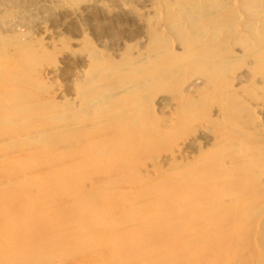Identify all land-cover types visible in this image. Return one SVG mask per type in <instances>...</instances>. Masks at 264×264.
<instances>
[{
  "label": "rangeland",
  "instance_id": "obj_1",
  "mask_svg": "<svg viewBox=\"0 0 264 264\" xmlns=\"http://www.w3.org/2000/svg\"><path fill=\"white\" fill-rule=\"evenodd\" d=\"M263 13L0 0V264H264Z\"/></svg>",
  "mask_w": 264,
  "mask_h": 264
},
{
  "label": "bare ground",
  "instance_id": "obj_2",
  "mask_svg": "<svg viewBox=\"0 0 264 264\" xmlns=\"http://www.w3.org/2000/svg\"><path fill=\"white\" fill-rule=\"evenodd\" d=\"M261 1V0H260ZM195 4H196V2H195ZM197 5V4H196ZM177 8V7H176ZM44 11V10H43ZM187 11V10H186ZM191 11V10H190ZM209 11V10H208ZM188 12H189V10H188ZM41 13V12H40ZM245 13V12H244ZM185 14V13H184ZM188 14V13H187ZM250 14V13H249ZM264 14V13H263ZM242 15H244V14H242ZM252 15V14H251ZM182 16V15H181ZM190 17V16H189ZM252 17V16H251ZM29 19V18H28ZM205 19V18H204ZM189 20V19H188ZM188 20H187V22L186 23H188ZM193 21V20H192ZM191 20H190V22H192ZM198 21V20H197ZM194 22V21H193ZM195 23V22H194ZM250 26H251V24H250ZM232 28V27H231ZM247 28V27H246ZM168 29V28H167ZM19 33V32H18ZM21 33V32H20ZM250 35V34H249ZM214 36V35H213ZM213 38V37H212ZM243 39V38H242ZM212 40V39H211ZM148 53V52H147ZM90 55V54H89ZM207 56V55H206ZM98 57V56H97ZM95 59H96V57H95ZM142 59V58H141ZM90 60V59H89ZM143 60H144V58H143ZM93 61V60H92ZM190 61V60H189ZM144 61H142L141 63H143ZM96 63V62H95ZM94 66V65H93ZM90 68H91V66H90ZM94 68V67H93ZM223 68V67H222ZM104 69V68H103ZM110 69V68H109ZM174 69V68H173ZM85 70V69H84ZM93 70V69H92ZM107 70V69H106ZM112 70V69H111ZM136 72H137V70H136ZM96 73V72H95ZM138 73V72H137ZM72 74V73H71ZM87 74H88V72H87ZM92 74V73H91ZM109 75V74H108ZM95 76V75H94ZM112 76V75H111ZM94 83V82H93ZM135 84V83H134ZM86 85V84H85ZM118 85V84H117ZM142 85H144V84H142V82H139V83H136V85H133L132 86V88L131 89H129V91L131 92V90H132V92H133V89H135V88H139V87H142ZM82 86V85H81ZM113 86H115V85H113ZM152 86V85H151ZM108 87V86H107ZM120 87V86H119ZM104 88V87H103ZM115 89V91H112V92H117V90H116V87L114 88ZM87 90V89H86ZM98 90V89H97ZM99 90H102V89H99ZM104 90V89H103ZM120 90V89H119ZM90 91V90H89ZM88 91V92H89ZM109 91V90H108ZM121 91V90H120ZM122 91H123V89H122ZM83 92V91H82ZM97 92H99V91H97ZM101 92V91H100ZM119 92V91H118ZM83 93H85V92H83ZM92 93V92H91ZM91 93H89V94H91ZM80 94V93H79ZM98 94V93H97ZM109 95H110V93H108ZM107 94V95H108ZM115 94V93H114ZM114 94H112V95H114ZM117 94V93H116ZM133 94V93H132ZM106 95V94H105ZM88 96V94L86 95V97ZM94 96V95H93ZM102 97H104V96H102ZM106 97H108V96H106ZM111 97V96H110ZM95 99H97V97H94ZM93 98V99H94ZM89 98H87L86 100H85V102L84 103H86L87 102V100H88ZM101 99V98H100ZM99 99V100H100ZM84 101V100H83ZM89 101V100H88ZM90 101L92 102V97H90ZM104 101V100H103ZM82 102V101H81ZM95 102H96V100H95ZM94 101L92 102V103H95ZM101 102V101H100ZM89 103V102H88ZM88 103H86V104H84V105H90V104H88ZM160 103V102H159ZM98 104H100V103H98ZM96 105V104H95ZM134 105V104H133ZM94 106V105H93ZM88 107H90V106H88ZM109 107V106H108ZM100 108V107H99ZM86 110V109H85ZM21 112V111H20ZM63 116V115H62ZM67 116V115H66ZM54 118V117H53ZM61 118V117H60ZM58 119V118H57ZM62 119V118H61ZM52 120V119H51ZM52 122H54V120L52 121ZM49 123V122H48ZM51 124V123H50ZM52 125H53V123H52ZM53 127H55V126H53ZM39 128V127H38ZM46 128H47V126H46ZM48 130V129H47ZM49 130H51V129H49ZM42 131V130H41ZM41 131H39V133L41 132ZM52 131V130H51ZM56 131V130H55ZM54 131V132H55ZM36 132V131H35ZM38 132V131H37ZM44 132H45V130H44ZM53 132V131H52ZM38 133V134H39ZM37 134V135H38ZM46 134H48V132H46ZM51 134V133H50ZM49 134V135H50ZM53 135H54V133H52ZM48 135V136H49ZM33 136V135H32ZM36 136V135H35ZM43 137V136H42ZM45 137V136H44ZM33 139H35V138H33ZM4 145V144H3ZM207 176V175H206ZM209 177H210V175H209ZM3 182V181H2ZM1 183V182H0ZM4 183V182H3ZM191 193V192H190ZM190 193H187V195H191ZM138 203V202H137Z\"/></svg>",
  "mask_w": 264,
  "mask_h": 264
}]
</instances>
